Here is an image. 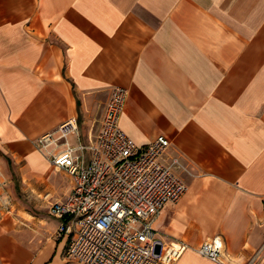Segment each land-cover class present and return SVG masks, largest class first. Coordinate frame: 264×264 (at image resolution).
Returning <instances> with one entry per match:
<instances>
[{"label":"crops","instance_id":"0c3cea01","mask_svg":"<svg viewBox=\"0 0 264 264\" xmlns=\"http://www.w3.org/2000/svg\"><path fill=\"white\" fill-rule=\"evenodd\" d=\"M116 87L122 131L167 137L161 160L187 187L154 223L189 245L172 264H220L195 250L213 236L224 264H245L264 245V0H0L2 171L58 193L51 166H32L55 152L38 140L75 118L56 148L92 141ZM49 215L32 234L0 215V264H77Z\"/></svg>","mask_w":264,"mask_h":264},{"label":"built area","instance_id":"2783aa9c","mask_svg":"<svg viewBox=\"0 0 264 264\" xmlns=\"http://www.w3.org/2000/svg\"><path fill=\"white\" fill-rule=\"evenodd\" d=\"M127 97L116 87L106 103L95 138L78 147L57 145L77 130L75 118L38 140L50 164L71 179L69 193L50 202L49 213L59 219L56 234L66 239L64 254L77 264H172L189 245L169 238L154 226L160 211L177 202L186 184L161 157L169 141L157 135L137 145L120 128ZM195 250L220 264L223 241L213 236ZM264 245L245 264H264Z\"/></svg>","mask_w":264,"mask_h":264},{"label":"rangeland","instance_id":"374dc122","mask_svg":"<svg viewBox=\"0 0 264 264\" xmlns=\"http://www.w3.org/2000/svg\"><path fill=\"white\" fill-rule=\"evenodd\" d=\"M39 152L40 162L32 158L31 163L34 168L44 170L51 164L43 153ZM47 175L59 182L62 189L66 186L65 181L70 178L64 171L54 166H51ZM52 184V180L48 177L45 179L24 177L17 166L12 164L5 172L0 169V215L16 216L20 213L25 215L28 225L22 224V226L28 228L30 234L34 233L36 219H41V224L44 225V222L46 223L51 217L48 213L49 202L59 200L65 195L62 189L58 193H53ZM49 192H52V195Z\"/></svg>","mask_w":264,"mask_h":264},{"label":"bare ground","instance_id":"6f19581e","mask_svg":"<svg viewBox=\"0 0 264 264\" xmlns=\"http://www.w3.org/2000/svg\"><path fill=\"white\" fill-rule=\"evenodd\" d=\"M44 155V154H43ZM45 156V155H44ZM46 157V156H45ZM47 158V157H46ZM47 160H48V158H47ZM49 161V160H48ZM50 163V162H49ZM52 166V165H51Z\"/></svg>","mask_w":264,"mask_h":264}]
</instances>
